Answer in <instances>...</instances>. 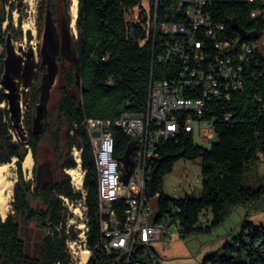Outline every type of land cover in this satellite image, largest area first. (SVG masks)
Returning <instances> with one entry per match:
<instances>
[{
    "label": "trees",
    "instance_id": "1",
    "mask_svg": "<svg viewBox=\"0 0 264 264\" xmlns=\"http://www.w3.org/2000/svg\"><path fill=\"white\" fill-rule=\"evenodd\" d=\"M0 2L1 25L12 23V2ZM67 5L69 0H60ZM141 0H79L76 27L81 43L82 57L79 66L80 83L73 78L63 91V99L56 103L40 131L33 130V120L28 116L29 140H14L13 127L7 111V100L1 88L4 72V54L0 53V163L18 158L19 180L14 189L13 212L0 220V264H71L66 245L63 204L59 195L78 199L64 169L73 168L70 156L73 146L82 150V163L87 170L85 204L88 217V247L91 259L88 264H118V252L107 253L101 242V217L97 185L93 183L90 165L92 145L85 134L88 119H108L113 122L115 157L124 156L130 138L115 122L124 114H145L152 81L169 79L178 70L172 62H159L157 57L174 41L171 36L158 34L155 39L146 38L139 24L126 21V10ZM180 0H159L158 21L188 23L185 12L177 10ZM10 2V3H9ZM48 2V0H47ZM9 3L10 9L6 7ZM254 9L264 10V0H210L208 15L214 24L225 25L226 38L239 43L256 39L240 40L232 27L235 21L246 33H264V15L251 17ZM31 40L32 36L28 35ZM5 41L0 39V46ZM257 62V64H255ZM243 88L231 93L228 100L212 102L211 111L204 118L213 120L218 140L207 148L196 144L191 132L182 131L177 138L166 141L153 168L154 190L161 194L157 201L160 220L181 209L174 217L178 220L179 234L183 238L207 233L214 234L232 215L243 208L246 212L239 230L203 264H264V225L255 224L250 216L264 208V177L252 183V168L258 167L257 153L264 152V53L259 46L252 54L251 63L242 73ZM226 117H228L226 119ZM73 132V134H71ZM45 137L54 143L59 156L57 174L52 185L42 188L25 180L21 161L33 151ZM201 159V194L183 198L166 197L163 192L164 178L171 174L181 159ZM32 202H36L33 204ZM117 218L123 220L125 203L118 202ZM22 219L23 225L17 220ZM34 224L44 236L37 241L34 253H29L23 236L24 226ZM58 231L56 226H61ZM52 229L47 235L46 229ZM152 256L148 247L140 246L129 264H161ZM122 264L124 262L122 261Z\"/></svg>",
    "mask_w": 264,
    "mask_h": 264
},
{
    "label": "built area",
    "instance_id": "2",
    "mask_svg": "<svg viewBox=\"0 0 264 264\" xmlns=\"http://www.w3.org/2000/svg\"><path fill=\"white\" fill-rule=\"evenodd\" d=\"M158 3L159 0H141L126 10L125 18L145 31L146 38L140 41L141 45L158 34L171 36L174 41L157 60L172 62L179 68L169 79L152 81L145 114L127 113L115 122L116 127L135 142L131 155L134 169L127 183L124 181V163L115 157L113 122L108 119L85 122L98 172L101 242L107 253L125 255L124 264L132 261L140 246L149 247L152 242L168 236L173 226H179L174 216L181 209L176 207L171 215L157 220V206L154 207L151 200L158 201L161 194L155 191L153 197L148 195V183L153 179V168L163 144L177 138L182 131L194 135L196 126L202 143L212 146L218 140L214 121L204 116L211 111L212 102L228 100L233 91L243 88L242 73L258 47L250 42L239 43L226 38L223 34L225 25L214 24L208 15L210 0H180L177 3V10L185 12L187 24L159 22ZM259 15H264V10H252L251 17ZM93 131L100 135L94 136ZM70 153L75 166L64 172L73 191L81 197L72 200L59 195L64 208V236L74 263L83 261L82 252L87 251L84 264H88L91 250L85 204L87 170L83 167L82 150L73 146ZM257 162H264V152L257 153ZM118 202L125 203L123 220L117 218L115 205ZM56 229L60 231L62 225ZM52 232L49 227L45 233ZM160 263L163 264L162 260Z\"/></svg>",
    "mask_w": 264,
    "mask_h": 264
},
{
    "label": "rangeland",
    "instance_id": "3",
    "mask_svg": "<svg viewBox=\"0 0 264 264\" xmlns=\"http://www.w3.org/2000/svg\"><path fill=\"white\" fill-rule=\"evenodd\" d=\"M10 2H12L13 6L12 23L10 27H8L9 21L6 20L2 23L0 39L3 37L5 41L7 34L10 32L11 38L16 43V45L22 43L25 49H28L30 47L28 35H31L33 39L32 46L36 47L37 51L39 46V19L41 16V11L46 6V0H11ZM9 3L6 7L7 11L10 9ZM25 24H28L29 27L31 26V28L35 27L36 33H33L31 29H25ZM255 44H257L261 52L264 53V33L255 40ZM0 53L4 54V56L6 55L5 43L4 45L0 46ZM12 133L14 134V140L17 141L18 138L16 137L15 133ZM194 141L196 144L201 146H205L207 148L211 147L210 145L204 144L200 141L199 130L197 126L195 127L194 131ZM39 145L42 152H44L55 165L56 157L54 155L52 143L49 137H45ZM29 152L32 153L35 167L33 151L30 148H28V153ZM17 162L18 158L16 157H13L10 162H6L10 164L6 171V176L8 177V180H13L15 178L16 183L19 180ZM34 167L30 173H27L24 171L21 161V171L25 180L34 182ZM252 169V177L248 176L247 179L252 183H256L259 181V179L264 177V162L259 163L257 168L254 167ZM201 170L202 165L200 158L195 160H179L175 164L173 172L164 178L162 186L163 194L166 197L178 199L183 198L186 195L199 196L202 190ZM156 201L157 200L155 198L151 200V203L154 207L156 206ZM13 202L14 193L12 209L10 213L13 212ZM32 203L35 204L36 202ZM245 214L246 212L243 208L235 210L228 220L220 228H218L214 234L200 233L192 235L188 238H183L179 234V226L178 228L173 226L172 231L168 236L162 238L161 240L152 242L148 249L150 250L151 255L160 258L163 264H203L204 260L211 256L216 250H218L220 246L225 244L226 241L232 240V236L237 232V230H239V226L243 221ZM17 220L21 225H23L22 219L17 218ZM250 220L255 224L264 225V208L254 212L250 216ZM44 235V231L37 230L34 227V224L24 226L23 236L28 244L29 253L35 252L37 241Z\"/></svg>",
    "mask_w": 264,
    "mask_h": 264
},
{
    "label": "flooded vegetation",
    "instance_id": "4",
    "mask_svg": "<svg viewBox=\"0 0 264 264\" xmlns=\"http://www.w3.org/2000/svg\"><path fill=\"white\" fill-rule=\"evenodd\" d=\"M69 1L70 3L67 5L60 0H48V2L46 0V6L41 11L38 26L39 46L36 55L32 56L36 68V77L31 87L30 109L26 112V117L28 118L29 116L32 120L38 117V108L41 103L42 92L46 87L47 74L49 94L48 116L53 106L63 99V91L68 86V80L73 78L75 82L77 79L82 51L79 33L76 27L77 18L74 19L71 10V0ZM30 41H33V39ZM47 47L48 67L44 55ZM49 63L54 64L53 76H51ZM51 143L54 151L55 145L52 141ZM39 146L38 144L35 154L34 173L36 181L41 168L48 162V156L42 152ZM54 155L56 157V163L54 165L52 162L51 171L53 176H56L57 171H59V156L55 152Z\"/></svg>",
    "mask_w": 264,
    "mask_h": 264
},
{
    "label": "water",
    "instance_id": "5",
    "mask_svg": "<svg viewBox=\"0 0 264 264\" xmlns=\"http://www.w3.org/2000/svg\"><path fill=\"white\" fill-rule=\"evenodd\" d=\"M79 8V3H78ZM77 22V19H76ZM232 27L238 32L240 40L258 39L260 35H252L246 33L244 29L238 26V24L233 21ZM33 42L30 41V47L25 49L22 43L16 45V43L11 38V33L9 32L5 39L6 55L4 59V72L1 80V88L4 90V95L6 97V106L9 113V119L13 127V131L21 142L25 143L29 140V127L27 124L26 112L30 109V99H31V87L34 84L36 77V68L33 63L32 56L36 55V47L32 46ZM46 58V63L48 67V47L44 51ZM53 63H49L51 69V76H53L54 68ZM80 83L79 72L77 73L76 84ZM48 74L46 76V87L42 92L41 103L38 108V117L33 120V130L40 131L45 125V119L48 113ZM85 134L88 135L87 128L84 127ZM94 136H99L98 131H93ZM135 149V142L131 141L128 148L122 157V162L124 163L126 173L124 175V181L127 183L133 169L134 164L131 158L132 152ZM90 165L93 168V183L97 185L98 183V172L96 167L95 157L92 154ZM52 161L48 157V162L43 165L40 172L37 175V184L42 188L47 185H52L55 176H53L51 171ZM149 197H153L155 194L153 179L148 183ZM9 214V213H8ZM2 218L5 220L8 216ZM125 255H121L118 264H122Z\"/></svg>",
    "mask_w": 264,
    "mask_h": 264
},
{
    "label": "bare ground",
    "instance_id": "6",
    "mask_svg": "<svg viewBox=\"0 0 264 264\" xmlns=\"http://www.w3.org/2000/svg\"><path fill=\"white\" fill-rule=\"evenodd\" d=\"M78 3L79 0H71V10L74 16V19L77 18L78 16ZM25 29H31L33 33H36L35 27L31 26L29 27L28 24L24 25ZM9 163H0V220L8 213H10L12 209V201H13V193H14V188L16 185V179L14 178L13 180H8V177L6 176V171L9 167ZM23 169L27 173H30L31 170L34 167V160L32 157V153L29 152L24 160L22 161ZM88 252L83 251V261L78 262V263H71V264H84L86 257H87Z\"/></svg>",
    "mask_w": 264,
    "mask_h": 264
},
{
    "label": "crops",
    "instance_id": "7",
    "mask_svg": "<svg viewBox=\"0 0 264 264\" xmlns=\"http://www.w3.org/2000/svg\"><path fill=\"white\" fill-rule=\"evenodd\" d=\"M216 231H214V233H215ZM222 238H224V237H222Z\"/></svg>",
    "mask_w": 264,
    "mask_h": 264
}]
</instances>
